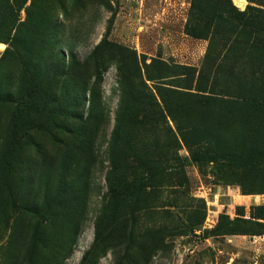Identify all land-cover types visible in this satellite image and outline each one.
Wrapping results in <instances>:
<instances>
[{"label":"rangeland","instance_id":"374dc122","mask_svg":"<svg viewBox=\"0 0 264 264\" xmlns=\"http://www.w3.org/2000/svg\"><path fill=\"white\" fill-rule=\"evenodd\" d=\"M193 1L0 0V129L16 93L32 123L0 146V264H264L263 238L213 234L221 215L264 206V105L245 100L264 102V0H231L258 11L208 39L186 32L203 24ZM37 84L47 96L28 94ZM210 89L222 96L200 106ZM203 130L262 152L196 163Z\"/></svg>","mask_w":264,"mask_h":264},{"label":"trees","instance_id":"16d2710c","mask_svg":"<svg viewBox=\"0 0 264 264\" xmlns=\"http://www.w3.org/2000/svg\"><path fill=\"white\" fill-rule=\"evenodd\" d=\"M211 0H194L192 4V12L199 15L200 21L203 23L202 25H193L191 21L186 25V32L189 36L195 38V39H208L210 35H216L219 33L220 26H222L226 20H228L229 17H231L234 20H237L238 22H245L248 18V12L250 10L252 11H258L257 8H253L251 6H248V8L245 11H239L235 6H233L231 0H216V7L217 10L210 9L209 3ZM214 6V5H211ZM259 11H261L259 9ZM210 55V47L206 53L205 60L209 58ZM186 69V68H185ZM56 73L59 72V67L56 68ZM120 72H122V69L120 68ZM199 82L203 80V74L202 72L199 73ZM129 77V75H128ZM124 83L127 82V78H123ZM215 86V85H214ZM28 88L30 92L28 94L31 95V91L33 93H36L38 96L39 94H45L48 95L49 92V86H46L42 84L41 86L37 85H28ZM203 92V91H201ZM0 92V101L4 100L3 95ZM205 93H208L209 95H199L197 96L198 104L200 106H210L212 103H215L219 99L222 94L215 93L212 89L205 91ZM125 97V94L123 95ZM243 97L236 98V102L242 101ZM22 98L19 94H15L14 97L10 95L9 103H13L15 105L12 113L9 116V120L13 123L7 124L8 130L0 129V146L3 144H7L11 142V149L14 145H20V142L22 140H25L28 138V129L32 127V123H30L29 120L25 119L23 124L19 120L18 115V103L21 102ZM251 101L253 103L251 105L254 114L257 110L260 108V104L264 105V102H258L254 99H245ZM123 99L122 103L120 105V110L118 112L117 116V123L115 126V129L112 134V144L110 147V156L112 157V165L114 169H117V161L119 155V143L121 138V128L123 124ZM46 102V101H45ZM92 103H95L92 101ZM25 104V103H24ZM28 108V106H27ZM254 117L256 115H253ZM22 127V128H21ZM203 135V140L208 141L209 143L207 146L203 145V149L201 151H194L192 152V159L196 163H202L204 161L209 162H219V161H227L229 163H233L239 166H248V164L251 161L256 160V155H258L260 152H262V148L260 147V144L257 141H252L248 145L244 147H248V157H246L244 154L237 152L236 150H232L227 143H222L221 140L218 138H214L212 133L203 130L201 132ZM20 137H23V139L19 140ZM8 138H10L12 141H10ZM14 143V144H13ZM205 142H199L196 145H202ZM245 145V144H244ZM201 147V146H199ZM4 178L6 176L3 174ZM110 191L114 197H118V193L116 188H114L113 183H110ZM256 193V192H254ZM258 193H264L258 192ZM13 197L12 190L9 193V198ZM250 219H244L240 218L241 214L238 212V217L235 219H231L227 215H221L220 216V222L216 230H214L213 234L217 236H226L227 238L237 237V236H246V237H264V206H256L252 207L251 210ZM244 216V215H242ZM96 242L99 243V240L103 237L100 232L99 225L97 226V232H96Z\"/></svg>","mask_w":264,"mask_h":264},{"label":"crops","instance_id":"0c3cea01","mask_svg":"<svg viewBox=\"0 0 264 264\" xmlns=\"http://www.w3.org/2000/svg\"><path fill=\"white\" fill-rule=\"evenodd\" d=\"M244 237H245V236H244ZM244 237H243V236L232 237V238H228V241H229V243H232L233 241L236 242V239H243ZM255 238H256V237H255ZM261 238L264 239V237H259V239H261ZM237 247H238V246H237Z\"/></svg>","mask_w":264,"mask_h":264},{"label":"bare ground","instance_id":"6f19581e","mask_svg":"<svg viewBox=\"0 0 264 264\" xmlns=\"http://www.w3.org/2000/svg\"><path fill=\"white\" fill-rule=\"evenodd\" d=\"M243 2V1H242Z\"/></svg>","mask_w":264,"mask_h":264}]
</instances>
